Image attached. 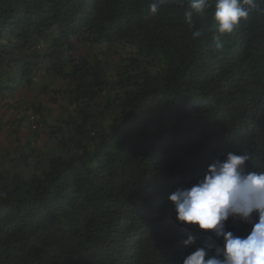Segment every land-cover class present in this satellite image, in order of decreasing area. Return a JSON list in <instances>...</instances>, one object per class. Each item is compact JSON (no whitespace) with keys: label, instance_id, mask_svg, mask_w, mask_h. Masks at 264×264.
<instances>
[{"label":"trees","instance_id":"obj_1","mask_svg":"<svg viewBox=\"0 0 264 264\" xmlns=\"http://www.w3.org/2000/svg\"><path fill=\"white\" fill-rule=\"evenodd\" d=\"M153 2L0 0V264H182L223 246L168 197L229 152L264 171V0L219 51L214 8L189 25L190 0Z\"/></svg>","mask_w":264,"mask_h":264},{"label":"clouds","instance_id":"obj_2","mask_svg":"<svg viewBox=\"0 0 264 264\" xmlns=\"http://www.w3.org/2000/svg\"><path fill=\"white\" fill-rule=\"evenodd\" d=\"M163 3L155 0L150 4V14L157 13ZM257 7L256 0H190L183 16L191 25L196 16L202 17L214 8L212 19L219 34L214 47L219 51L223 47L220 35L231 34ZM192 35L198 38L201 33L197 30ZM248 159L247 153L229 152L224 160L211 163L194 185L169 195L178 223L195 225L198 231L212 233L223 241L212 254L197 248L182 264H264V171L247 170ZM237 216L252 225L246 236L225 230V222ZM194 242L195 237L190 235L183 243L188 246Z\"/></svg>","mask_w":264,"mask_h":264},{"label":"rangeland","instance_id":"obj_3","mask_svg":"<svg viewBox=\"0 0 264 264\" xmlns=\"http://www.w3.org/2000/svg\"><path fill=\"white\" fill-rule=\"evenodd\" d=\"M20 111H22V110H20ZM12 119H13V116H12L11 113L8 116L5 117V120H12ZM23 134H24V132H23Z\"/></svg>","mask_w":264,"mask_h":264},{"label":"built area","instance_id":"obj_4","mask_svg":"<svg viewBox=\"0 0 264 264\" xmlns=\"http://www.w3.org/2000/svg\"><path fill=\"white\" fill-rule=\"evenodd\" d=\"M32 118L30 117V120H31ZM34 127V126H33Z\"/></svg>","mask_w":264,"mask_h":264}]
</instances>
